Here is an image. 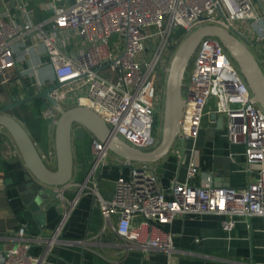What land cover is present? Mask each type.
Here are the masks:
<instances>
[{"label": "built area", "instance_id": "2783aa9c", "mask_svg": "<svg viewBox=\"0 0 264 264\" xmlns=\"http://www.w3.org/2000/svg\"><path fill=\"white\" fill-rule=\"evenodd\" d=\"M37 5L45 13L38 21L28 0H17L15 16L10 7L0 11V85L17 66L16 47L27 54L42 44L52 71L50 84L61 83L51 96L64 108L91 109L112 134L142 150L153 148L160 138L155 129L157 73L166 71V55L176 40L203 24H218L241 40L264 44V0H37ZM178 29L183 30L181 36H175ZM183 87L185 101L174 145L181 156L180 141L192 142L184 180L174 179L164 187L149 162L129 163V172L115 179L112 196H98L104 223L130 245L168 255L175 251L172 234L160 226L187 213L224 214L226 229L235 225L237 216H259L264 236V111L216 37L206 36L198 43ZM209 105L222 116L229 142L243 145L246 170L255 172L242 187L214 185L211 172L199 171L194 142ZM45 107L47 120L56 117L50 104ZM90 146L87 180L94 182L96 169L108 161L111 151L96 137ZM41 156L52 160L54 150ZM116 160L124 165L123 158L117 155ZM197 174L198 184L192 181ZM70 209L61 210L44 252L61 243V225ZM30 245L22 225L15 245L0 252V264H41L42 256L30 254Z\"/></svg>", "mask_w": 264, "mask_h": 264}, {"label": "crops", "instance_id": "0c3cea01", "mask_svg": "<svg viewBox=\"0 0 264 264\" xmlns=\"http://www.w3.org/2000/svg\"><path fill=\"white\" fill-rule=\"evenodd\" d=\"M28 1L34 8V20L43 18L45 13L39 9L37 0ZM16 2L0 0V11L10 7L11 14L15 16L13 5ZM15 54L17 66L9 70V81L0 85V106L15 101L17 94L25 95V85L32 92L52 82L51 67L45 63L42 44L38 43L27 54L16 47ZM20 69L24 71L21 73ZM36 100L12 109L25 106L30 111L34 105H39L43 111L45 104ZM210 112L212 107L209 105L194 142L199 171L211 172L214 185L242 187L253 179L255 172L245 168L243 145L230 143L225 127H217ZM24 122L41 154L54 150L53 132L48 120L45 125L41 119L39 122ZM92 137L88 132L79 139L73 136L72 178L67 184L57 187L58 197L54 206L40 215L27 203L29 188L26 185L32 180V174L8 133L0 131V252L15 245L18 228L23 225L25 237L31 242L29 253L42 256L41 264H264L263 219L259 216H237L235 225L226 229L222 223L224 214L178 215L171 223L160 226L172 234L175 251L170 255L159 249H142L127 243L104 223L98 196L109 199L114 192L115 179L120 174L126 175L130 164L125 160L124 165L119 163L117 155L110 152L108 161L96 169L94 182L87 180L92 163ZM191 146V141L185 142L184 151L178 156L176 145H173L165 156L149 162L162 186L168 187L174 179L184 180ZM46 162L55 165L51 159ZM192 181L200 183V174ZM72 202L74 205L70 209ZM64 206L70 210L63 217L59 233L61 243L53 244L44 252L45 241L58 224ZM36 237H40L41 242H36Z\"/></svg>", "mask_w": 264, "mask_h": 264}, {"label": "water", "instance_id": "95a60500", "mask_svg": "<svg viewBox=\"0 0 264 264\" xmlns=\"http://www.w3.org/2000/svg\"><path fill=\"white\" fill-rule=\"evenodd\" d=\"M221 14V13H220ZM206 36L216 37L237 66L247 83L254 100L264 111V70L248 47L246 40L239 39L227 28L218 24H203L188 33L179 42L166 66L162 127L158 143L149 150L136 148L119 136L111 133L106 123L91 109L84 106L64 108L52 96L51 91L61 83L49 84L38 90L20 93L15 101L0 106V127L10 136L29 172L32 180L28 186L27 203L29 207L44 215L54 206L58 197L57 187L67 184L73 175L72 138H82L85 132L107 145V148L123 158L127 164L132 162H154L165 156L174 145L179 130V121L184 106L185 72L192 60L200 40ZM40 99L56 110V117L49 118L54 139V161L51 166L41 156L33 138L24 124L9 111L15 106ZM217 127L223 128L222 116L210 112ZM182 148L184 142L180 141Z\"/></svg>", "mask_w": 264, "mask_h": 264}, {"label": "rangeland", "instance_id": "374dc122", "mask_svg": "<svg viewBox=\"0 0 264 264\" xmlns=\"http://www.w3.org/2000/svg\"><path fill=\"white\" fill-rule=\"evenodd\" d=\"M178 36H181V33H177ZM182 40V38H179L178 40H176V42H174V44L169 48V51L167 52L166 55V63L168 64L169 59L171 57V55L173 54V52L175 51L176 47L178 46L179 42ZM248 47L251 49V51L254 53L255 57L257 58L258 62H260L262 64V57H264V44L260 43V44H254V43H248ZM191 62L189 63L186 72H185V79H184V83L187 81V76H188V70L190 68ZM264 65V64H263ZM262 68L264 69V66H262ZM160 69L156 68L155 72H159ZM158 76V86H159V113L157 116V119L155 121V129L157 131V137L160 135L161 133V127H162V115H163V101H164V84H165V78H166V71L157 73ZM183 91H184V87H183ZM5 104V103H3ZM32 110V111H31ZM31 110L29 111V108L27 107H19L18 109H11L9 112L14 115L17 119H19L24 126L27 129V126L25 124V120L26 121H38L41 119L43 121V125L46 124V118L43 116L42 111L40 110L39 105H34V107L31 108ZM44 118V119H42ZM30 121V122H31ZM29 122V123H30ZM37 124V123H35ZM33 124V125H35ZM0 131H4L6 132L2 127H0ZM52 161H54V158L52 159Z\"/></svg>", "mask_w": 264, "mask_h": 264}, {"label": "trees", "instance_id": "16d2710c", "mask_svg": "<svg viewBox=\"0 0 264 264\" xmlns=\"http://www.w3.org/2000/svg\"><path fill=\"white\" fill-rule=\"evenodd\" d=\"M178 32L182 34V33H183V30H182V29H178V30L176 31L175 36H178V35H177ZM36 101H40V99H37Z\"/></svg>", "mask_w": 264, "mask_h": 264}]
</instances>
